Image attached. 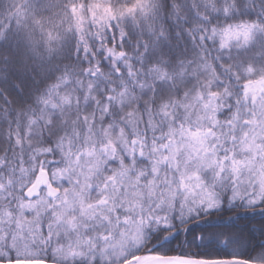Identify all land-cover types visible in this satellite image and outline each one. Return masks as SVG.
I'll list each match as a JSON object with an SVG mask.
<instances>
[{"label": "snow or ice", "instance_id": "snow-or-ice-1", "mask_svg": "<svg viewBox=\"0 0 264 264\" xmlns=\"http://www.w3.org/2000/svg\"><path fill=\"white\" fill-rule=\"evenodd\" d=\"M0 264H264V0H0Z\"/></svg>", "mask_w": 264, "mask_h": 264}]
</instances>
